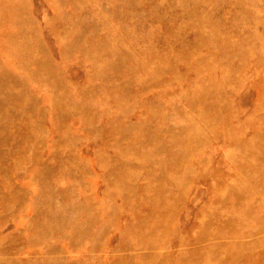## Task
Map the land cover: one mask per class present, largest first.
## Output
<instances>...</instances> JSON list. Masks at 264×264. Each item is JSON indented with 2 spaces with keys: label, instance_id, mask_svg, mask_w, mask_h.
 Segmentation results:
<instances>
[{
  "label": "rangeland",
  "instance_id": "374dc122",
  "mask_svg": "<svg viewBox=\"0 0 264 264\" xmlns=\"http://www.w3.org/2000/svg\"><path fill=\"white\" fill-rule=\"evenodd\" d=\"M0 264H264V0H0Z\"/></svg>",
  "mask_w": 264,
  "mask_h": 264
},
{
  "label": "bare ground",
  "instance_id": "6f19581e",
  "mask_svg": "<svg viewBox=\"0 0 264 264\" xmlns=\"http://www.w3.org/2000/svg\"><path fill=\"white\" fill-rule=\"evenodd\" d=\"M2 143H3V141H2ZM258 257H260V256H258Z\"/></svg>",
  "mask_w": 264,
  "mask_h": 264
}]
</instances>
